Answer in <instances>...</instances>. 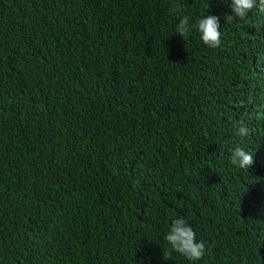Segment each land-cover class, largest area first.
I'll use <instances>...</instances> for the list:
<instances>
[{"label": "trees", "instance_id": "trees-1", "mask_svg": "<svg viewBox=\"0 0 264 264\" xmlns=\"http://www.w3.org/2000/svg\"><path fill=\"white\" fill-rule=\"evenodd\" d=\"M208 15L217 48L191 27ZM233 16L231 0H0V264H264V12ZM177 218L199 261L165 240Z\"/></svg>", "mask_w": 264, "mask_h": 264}, {"label": "clouds", "instance_id": "clouds-1", "mask_svg": "<svg viewBox=\"0 0 264 264\" xmlns=\"http://www.w3.org/2000/svg\"><path fill=\"white\" fill-rule=\"evenodd\" d=\"M257 3L259 10L264 12V0H231L233 17L241 19L246 17L248 13L257 6ZM173 11L178 13L180 11L179 5H176ZM191 27H194L200 33V39L208 47L217 48L220 46L221 33L219 31V17L208 15L207 17L199 19L198 22ZM190 30L189 17L181 16L176 25L177 34L186 40ZM249 134L250 129L247 125H236L235 135L245 138ZM230 160L233 165L241 169H249L254 163L253 154L242 147H236L232 151ZM165 240L173 251L179 253L189 261H199L205 255L206 248L204 242H197L196 233L193 228L182 218L174 219L171 222Z\"/></svg>", "mask_w": 264, "mask_h": 264}]
</instances>
